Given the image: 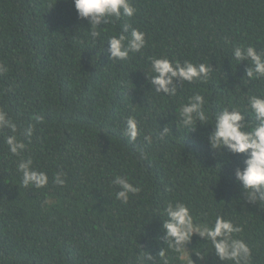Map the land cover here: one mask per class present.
<instances>
[{
	"label": "trees",
	"instance_id": "trees-1",
	"mask_svg": "<svg viewBox=\"0 0 264 264\" xmlns=\"http://www.w3.org/2000/svg\"><path fill=\"white\" fill-rule=\"evenodd\" d=\"M129 2L135 16L101 23L93 41L72 0H0V110L26 145L11 155V133L0 129V264H182L161 231L175 202L199 222L231 220L242 229L235 238L252 250L249 264H264V207L246 202L233 175L245 157L212 150L207 140L224 108L256 123L247 102L264 96V78L245 76L250 62L238 64L232 51L264 52V0ZM133 28L145 34V47L111 61L109 38ZM153 58L205 63L211 72L207 82L174 80L177 94L164 96L148 83ZM196 94L209 125L190 131L178 109ZM129 117L140 132L134 144L123 135ZM28 125L30 138L22 135ZM27 158L47 173L46 187L22 185L17 164ZM58 171L63 186L53 182ZM116 176L140 189L127 203L115 198ZM210 249L195 234L186 245L193 264H222Z\"/></svg>",
	"mask_w": 264,
	"mask_h": 264
},
{
	"label": "clouds",
	"instance_id": "clouds-1",
	"mask_svg": "<svg viewBox=\"0 0 264 264\" xmlns=\"http://www.w3.org/2000/svg\"><path fill=\"white\" fill-rule=\"evenodd\" d=\"M72 2L77 18L87 19L91 25L89 36L93 41L99 36V32L96 31L98 25L106 24L110 19L132 18L137 11L129 0H72ZM129 28L130 25L125 23L123 32H129ZM107 45L109 59L123 61L128 58L129 53H138L145 47V34L133 28L127 37L123 34L110 37ZM232 56L238 64L250 62V66L247 63L245 71V76L249 79L264 78V52H257L252 46H235ZM0 71H6V69L0 65ZM150 71L152 75L148 78V83L154 91L171 97L177 94V88L173 84L174 80L189 84L207 82L211 68L205 63L193 64L188 61L180 63L172 62L167 58H153ZM205 103V98L196 94L191 96L187 103L182 104L178 109L181 125L190 131L195 130L197 123L202 127L209 125V116L203 107ZM247 111L256 122L254 126L247 123L246 116L239 109L224 108L215 115L214 124L211 125L213 130L207 140L212 150L226 149L230 154H242L245 157L243 167L234 169V179L239 182L248 204L264 207V96H249ZM36 119L40 120L39 117ZM0 129H8L11 133L5 140L9 153L13 156L20 155L26 145L17 135V125L2 110H0ZM169 131V128L165 126L160 131V135L166 136ZM32 134L33 125H28L23 129L24 137L30 138ZM123 135L127 137L129 143L134 144L137 140L140 132L134 117L126 120ZM144 140L146 143H151L148 136H145ZM17 171L21 174V183L25 188L40 189L48 184L47 173L34 170L31 158L21 159L17 164ZM53 182L58 186H63L66 183L65 174L58 171ZM112 184L119 189L115 192V198L121 203H127L130 195H135L140 191L138 187L129 183L127 177L116 176ZM164 215L166 219L161 225L163 241L167 249L174 252L182 264H193L186 245L194 234L210 244V252L222 264L224 262L249 264L252 250L243 239L235 238L242 229L235 226L231 220L216 216L211 224L196 221L189 206L182 202L169 203L164 209ZM143 254L144 261H152L154 258L147 253ZM158 255L161 257L165 255L164 248ZM199 258L203 259L204 256H199ZM165 264H167L166 261Z\"/></svg>",
	"mask_w": 264,
	"mask_h": 264
}]
</instances>
